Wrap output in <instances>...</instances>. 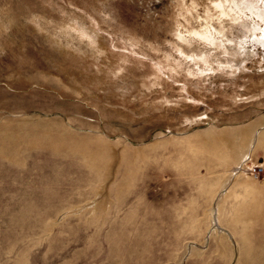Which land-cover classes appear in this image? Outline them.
I'll return each instance as SVG.
<instances>
[{
	"label": "rangeland",
	"instance_id": "obj_1",
	"mask_svg": "<svg viewBox=\"0 0 264 264\" xmlns=\"http://www.w3.org/2000/svg\"><path fill=\"white\" fill-rule=\"evenodd\" d=\"M0 264H264V0H0Z\"/></svg>",
	"mask_w": 264,
	"mask_h": 264
},
{
	"label": "built area",
	"instance_id": "obj_2",
	"mask_svg": "<svg viewBox=\"0 0 264 264\" xmlns=\"http://www.w3.org/2000/svg\"><path fill=\"white\" fill-rule=\"evenodd\" d=\"M261 171H262V169H260V168H256V169H255V175H256V176H259L260 173H261Z\"/></svg>",
	"mask_w": 264,
	"mask_h": 264
},
{
	"label": "bare ground",
	"instance_id": "obj_3",
	"mask_svg": "<svg viewBox=\"0 0 264 264\" xmlns=\"http://www.w3.org/2000/svg\"><path fill=\"white\" fill-rule=\"evenodd\" d=\"M236 169H238V168H236Z\"/></svg>",
	"mask_w": 264,
	"mask_h": 264
}]
</instances>
